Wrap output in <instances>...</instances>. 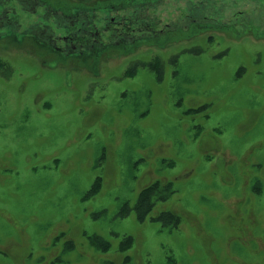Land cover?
<instances>
[{
	"label": "rangeland",
	"instance_id": "1",
	"mask_svg": "<svg viewBox=\"0 0 264 264\" xmlns=\"http://www.w3.org/2000/svg\"><path fill=\"white\" fill-rule=\"evenodd\" d=\"M215 2L264 20L260 0ZM191 25L95 73L1 42L0 264H264V38ZM155 182L167 201L119 216Z\"/></svg>",
	"mask_w": 264,
	"mask_h": 264
},
{
	"label": "flooded vegetation",
	"instance_id": "2",
	"mask_svg": "<svg viewBox=\"0 0 264 264\" xmlns=\"http://www.w3.org/2000/svg\"><path fill=\"white\" fill-rule=\"evenodd\" d=\"M75 1L81 4L74 6L67 14L61 10L59 0H0V44L2 42L5 48L9 42L26 44L31 39L45 52L42 54L53 55L64 63L80 60L87 64L92 57H102L105 53L109 55L110 51L105 52L107 49L104 48L107 45H113L112 48L116 46L114 49H118V46L120 48L125 41H129L133 48L132 45L136 46L144 41L145 37L139 36L143 33L139 19H148L145 16H150V13L152 17L155 16L156 11L150 6L155 1L171 2L141 0L145 6L139 8V4L134 5V0H121L123 4H119V0ZM127 1H130V5H126ZM181 1L183 0H179ZM179 2L176 5L168 4L177 12L169 15L166 25L179 19L178 12L185 6ZM92 43L101 46V49L92 47ZM123 53L129 52L126 50ZM89 66L90 72L95 73L96 65Z\"/></svg>",
	"mask_w": 264,
	"mask_h": 264
},
{
	"label": "trees",
	"instance_id": "3",
	"mask_svg": "<svg viewBox=\"0 0 264 264\" xmlns=\"http://www.w3.org/2000/svg\"><path fill=\"white\" fill-rule=\"evenodd\" d=\"M215 1L216 0H183V1L179 2V0H171V2H170L171 5H176L179 2V4L185 5L184 7H182V9H187V11H184V15L181 18L183 20V22L186 24V26L183 28L180 27L179 19H177L175 21L172 20V22H170V24L166 25L165 23L167 21V18H169L168 12L166 11V7L168 6L169 3H158L156 1L157 4L154 8V10L156 11L155 16L152 17V15H150V16L147 15L145 17H148V19H142V18L139 19L141 21L140 22L141 23L140 29L143 30V33L139 34V36L143 35L145 37L144 38L145 40L140 41V43L137 44L136 46L132 45L133 48H131V45H130L131 42H129V41H125L124 45L120 48L118 46V49H114V48H116V46L114 48H112L113 45H107L104 47L105 49H107L105 52L110 51L109 55L114 54V52H117L119 50H122V51L128 50V52H131L133 49H137L140 45H148L149 43H147L148 42L147 39L156 40L157 44H161V45L166 44L168 46L169 43H166L165 41L157 40L158 39L157 37L159 35L165 33L169 27L171 29H173V32H177V33L183 34L185 36H186V34H193V33L198 34L200 32L197 30V27L191 25V23L194 21L195 22L197 21L198 24L201 25L202 29H204V30L208 29V33H212L215 35L222 34V33H231L233 36L235 35L236 37L241 38V37L247 35V33L253 34V32L257 31V34L259 33L258 37L264 38V20H262L261 22L258 19L254 20L253 18H249L250 15L247 14V18H249V20L244 21L242 23H239L236 21L235 18L231 19L233 17V15H236L235 13L232 14L231 12H226V11L222 12L221 9L214 12L215 6H216ZM103 2H105V1H103ZM144 2H145V0H144ZM120 3L123 4V2L121 0H119V4ZM260 3H264V0H261ZM59 4H61V6L65 8V10H64L61 7V10L64 11V13L69 14V10L74 9L73 8L74 6H77L81 3H79L75 0H59ZM112 4H116V3H112ZM136 4H139V8H142L145 6L141 2V0H134V5H136ZM207 4L209 5V13H210L211 17L203 16V14L205 13L204 9H207ZM126 5H130V1H127ZM196 6H198V8H200V10L197 11L201 14L200 16L197 15L196 11L193 12V10ZM157 7H159V8L157 9ZM171 7H173V6H170L169 9ZM260 7H262V6H260ZM250 13H254V11L252 10ZM140 14H142L144 16V13L141 12ZM215 15L216 16L221 15V16H223V18L221 20H217L216 18H213ZM259 15L264 17V12L260 13ZM176 16L177 15H175V17ZM175 17H173V19ZM185 28H186V30H185ZM187 36H189V35H187ZM187 40H190V39H185L184 41L186 42ZM150 44H153V41L150 42ZM91 46L96 48V49L97 48L101 49V46H98L95 43H92ZM140 47H142V46H140ZM109 55L105 53V56H102L103 60L98 59V58H100L99 56L97 58L92 57L89 59L90 61L89 60L87 61V64L82 63L83 61L76 60V61H74L75 66L80 67V68H85L86 70H88L90 72V66L89 65H92L93 63L95 65H98V62H102L104 64V62H106V59H108L110 57ZM128 55H129V53H128ZM61 63H64V62L61 61ZM76 63H77V65H76ZM171 187L172 186H171L170 182H168L166 185H161L159 182H155V183L151 184L150 186L145 188L140 193L137 201L135 202V206L130 208L126 212H124V211L119 212V216L125 217L129 213L134 212L136 214L137 219L140 222H143L146 219V217L150 214V212L152 211V209L156 203L165 202V201H167V199H169V197L173 194ZM126 206H128V205L127 204L124 205V207H126ZM173 217L174 216H172L170 213H161L156 218H154L153 221L161 223L163 225V227H167V224H168L167 222H169L171 219H174ZM173 228H175V227L173 226ZM127 243H129V242H127ZM122 246H123L122 248H124V249L128 248L126 243L123 244ZM108 249H109V245H106V250H108Z\"/></svg>",
	"mask_w": 264,
	"mask_h": 264
},
{
	"label": "crops",
	"instance_id": "4",
	"mask_svg": "<svg viewBox=\"0 0 264 264\" xmlns=\"http://www.w3.org/2000/svg\"><path fill=\"white\" fill-rule=\"evenodd\" d=\"M6 46L7 47H5V49H6L5 50V54H3V55L5 57L8 56L7 59H6L7 61H8V58L9 57H13V60H16V62H20V61L27 62V58L26 57H28L29 55L23 53V51L26 50L25 49L26 48V45L25 44H22V43L20 44L18 42L17 43H15V42H9V43H7ZM37 48L38 47L33 43L32 50L29 51V54L30 55H34V56H38V55H40V53L41 54L42 53H45L43 50H41L39 48L37 49ZM13 50H16V51H13ZM10 55H12V56H10ZM122 55L123 56H128V54H124V53H122ZM42 56L43 57L41 59L46 60L47 62L54 61L53 65L52 66H48V67H55L58 64H61L62 67H63V70L69 71L68 68H67V66H65V63H61V61H58L55 56L48 55V54H42ZM31 58H33V57H31ZM35 60H38V59H35ZM23 66H25V65H23ZM23 66H21V67H23ZM74 71H76V70L74 69Z\"/></svg>",
	"mask_w": 264,
	"mask_h": 264
}]
</instances>
